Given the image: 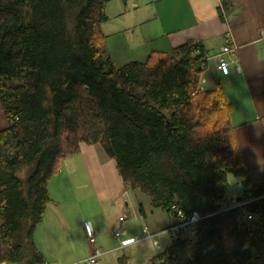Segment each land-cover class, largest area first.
Instances as JSON below:
<instances>
[{
    "label": "trees",
    "instance_id": "1",
    "mask_svg": "<svg viewBox=\"0 0 264 264\" xmlns=\"http://www.w3.org/2000/svg\"><path fill=\"white\" fill-rule=\"evenodd\" d=\"M108 2L0 0V264L49 263L34 233L51 176L81 143L101 144L154 207L202 216L195 238H172L146 264H264V186L250 185L222 85L201 83L203 44L118 65ZM229 174L243 199L224 209Z\"/></svg>",
    "mask_w": 264,
    "mask_h": 264
},
{
    "label": "crops",
    "instance_id": "2",
    "mask_svg": "<svg viewBox=\"0 0 264 264\" xmlns=\"http://www.w3.org/2000/svg\"><path fill=\"white\" fill-rule=\"evenodd\" d=\"M151 3L155 11L146 22L149 25L144 38L146 47L141 56L127 61L145 60L153 50L168 52L189 40L200 41L210 57L202 75L203 85L206 88L222 85L231 104L230 122L248 167L250 185L258 187L251 181L260 177L264 186V0H152ZM227 28L232 29L238 47L231 56H225L232 61L229 72L223 73L216 65ZM209 81L212 83L207 86ZM7 125L0 103V130ZM48 190L52 200L35 230L34 241L50 263L81 261L92 252L94 246L88 240L85 223L92 227L98 246L105 250L99 264H146L171 242L170 235L163 233L155 236L158 241L155 244L143 228L147 225L155 233L177 218L154 207L149 196L139 201L144 214L139 213V204L131 211L126 190L139 189H129L116 161L99 143H81L78 152L62 159L59 171L49 180ZM66 201L71 202V207ZM159 212L165 213L163 223L155 219ZM117 230H120L118 238L114 236Z\"/></svg>",
    "mask_w": 264,
    "mask_h": 264
},
{
    "label": "rangeland",
    "instance_id": "3",
    "mask_svg": "<svg viewBox=\"0 0 264 264\" xmlns=\"http://www.w3.org/2000/svg\"><path fill=\"white\" fill-rule=\"evenodd\" d=\"M151 1L113 0L111 3H107L106 13L109 16V20L103 23L102 29L109 35L106 39L105 47L116 64L120 65L133 57L141 56L140 53L144 51V47H146L144 38L149 27L146 22H148L147 20L151 18V15L155 11ZM136 23L137 25H134ZM123 25H125V29H123ZM206 77L208 79L209 76L206 75ZM211 83L209 81L206 85L208 86ZM137 93L141 95L142 89H137ZM228 178L230 186L227 194L230 198H233L230 201L233 203L236 196H242V187L236 182L237 180L233 174H229ZM256 180L251 181L252 185L261 186L262 182L260 177ZM128 187L131 189L130 186ZM82 190L85 193V188ZM125 198L129 201V209L132 211L135 207H138L139 201L145 200L148 198V195H145L142 191L140 192V190L137 192L126 190ZM66 203L68 207H71V202L66 201ZM126 214L129 216L128 213ZM164 216L165 213L159 212L155 219L159 223H163L165 222ZM224 235L227 247L230 248L232 246V240L228 237L226 231H224Z\"/></svg>",
    "mask_w": 264,
    "mask_h": 264
},
{
    "label": "built area",
    "instance_id": "4",
    "mask_svg": "<svg viewBox=\"0 0 264 264\" xmlns=\"http://www.w3.org/2000/svg\"><path fill=\"white\" fill-rule=\"evenodd\" d=\"M223 43L220 47V52L217 54L218 56V62H217V69L220 70L223 73H228L230 69V64H231V57L228 59L225 56H231L237 49V43L234 38V34L231 28H227L225 32L223 33ZM263 55H264V48H263ZM209 55L204 54L202 57V66H205L207 68L208 66V61H209ZM201 83H205V79H201ZM201 89H198L197 91H200ZM224 209H230L234 207H238L242 205V202L233 200V203H226ZM178 214V220L167 227L161 229L158 232H151L148 228L147 225L144 226L143 231L146 233L147 236L151 237L154 239V243L158 244V241L155 239V236L158 234H163L167 233L170 235V238H176L178 235H184L190 238H195L197 235V230H198V223L201 220L202 216L198 212H193L189 216H185L183 212L177 211ZM245 216L248 219H251L252 216L245 214ZM120 221L124 220L123 216L119 217ZM85 230L88 236V240L91 244H93L94 248L92 252L83 260L77 261V262H72L69 264H81V263H86V264H99L101 257L105 253V250L102 249L101 247L98 246L97 241H96V236L92 230V227L85 223ZM115 237L120 236V230H117L114 232ZM120 246H125L120 245ZM48 264H57V263H48Z\"/></svg>",
    "mask_w": 264,
    "mask_h": 264
},
{
    "label": "water",
    "instance_id": "5",
    "mask_svg": "<svg viewBox=\"0 0 264 264\" xmlns=\"http://www.w3.org/2000/svg\"><path fill=\"white\" fill-rule=\"evenodd\" d=\"M243 197L242 196H238V198L236 199L237 201H242Z\"/></svg>",
    "mask_w": 264,
    "mask_h": 264
},
{
    "label": "bare ground",
    "instance_id": "6",
    "mask_svg": "<svg viewBox=\"0 0 264 264\" xmlns=\"http://www.w3.org/2000/svg\"><path fill=\"white\" fill-rule=\"evenodd\" d=\"M236 200V199H235ZM237 201V200H236ZM240 202V201H239Z\"/></svg>",
    "mask_w": 264,
    "mask_h": 264
}]
</instances>
